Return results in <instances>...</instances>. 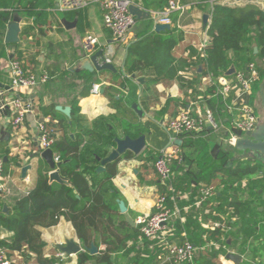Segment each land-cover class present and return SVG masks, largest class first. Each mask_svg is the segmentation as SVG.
<instances>
[{
	"label": "crops",
	"instance_id": "1",
	"mask_svg": "<svg viewBox=\"0 0 264 264\" xmlns=\"http://www.w3.org/2000/svg\"><path fill=\"white\" fill-rule=\"evenodd\" d=\"M177 1L185 7L183 13L173 12L179 13V16L177 21L173 22L171 29L177 27L184 33V40L173 51L177 59H187L192 50L199 51L203 44L209 45L207 28L211 21L209 12L214 5L228 7L256 5L264 11V0ZM201 6H206L202 8L204 11L201 10ZM12 14L13 17L8 23L4 24L0 20V91L4 93V99L20 97L25 105H31L33 109L26 114L21 128L16 131L9 123L13 113L8 110L0 112V140L6 138L7 134L10 136L8 141L0 142L6 145V150L0 154V159L3 163L21 161L20 165H12L5 171V180L0 182V185H4L7 189L5 194L0 193L3 198L6 197L8 212L15 198L27 195L34 188L39 169L48 167L41 158L38 125L50 123L51 118L44 116L42 108L51 104L70 107L69 102L78 98V108L88 123L99 117L115 114V109L105 96V89L116 83V75L119 71L122 72L125 66L128 48L138 40L137 33L144 32L142 20H146H136L127 42L123 43L114 39L111 32L106 29L99 2H90L81 10L63 12L58 9V0H39L37 6L15 11ZM205 15L209 16L206 28L203 25ZM16 18L18 22H15ZM65 22H76V24L68 28ZM10 32L16 39L14 42H9V38L12 37ZM89 38L97 41L91 51L86 50ZM102 49L105 50L106 60L111 61L117 72L83 70L81 60L84 55L90 57ZM18 58H23L25 67L37 76L47 73L50 77L48 82L39 84L34 89L20 90L18 93L12 91L10 65ZM193 70H182L179 76L184 75L185 78L192 80ZM81 72L94 76L98 81L94 86H100L99 94H93L91 90L88 95L81 96V91L85 88L83 81L73 82L68 75ZM51 75L55 77L51 79ZM133 76L135 78H132ZM133 76L129 77L130 81L127 82L125 93L128 95V104L131 106L137 104L144 114L140 117L132 108L147 128V132L144 133L146 148L140 154L146 159L140 161L139 157L135 156L131 159L124 158L125 155L120 157L117 165L118 173L112 184L122 195V201L127 206V211L122 213L119 209L120 213L126 217L131 226L137 228L135 224L137 218L155 213L156 201L160 194V180L154 167L157 158L165 151L182 145L180 137L177 138L168 130V122L182 109H189L194 117L204 114L210 108L209 103L216 99L214 96L219 94L202 97L211 85L205 80L206 78H203L202 83L194 89H185L181 87L179 80L169 85H150L155 79L151 71ZM122 78L121 75L120 79ZM72 83L78 85L72 87ZM176 100L180 101L179 108L175 106ZM254 104L260 112V96L255 99ZM221 122L222 124H217L219 127L217 130L207 126L202 134L194 136L195 146L189 152L192 161L187 162L190 171L175 180L179 194L172 207H169L175 215L168 223L165 234L145 241L139 237L132 238L124 252L112 255L110 264H166L168 247L166 240H171L176 245L182 244L183 240L191 243L196 248L194 261L200 256L204 258V254H207L208 257L204 259L209 262L210 255L217 257L214 258L215 264H264V184L261 185L260 177L251 181L244 180L242 186H234L232 189H228V184H223L207 202L199 203L201 191L206 187V182L215 178L218 165L224 166L230 162L228 165L232 166L246 161H260L249 152L238 151L227 139L232 134L229 119ZM7 124L6 133H3ZM118 137L123 138L124 133L118 132ZM179 140L181 143L177 144ZM229 155H231L230 159L227 158ZM55 158L54 155V160ZM28 165L31 169L27 172L26 178H23L21 170ZM173 173L175 179V172ZM216 174L220 176L221 173ZM223 194L228 198L232 197L231 201L235 204V208L229 206ZM131 212L139 216L134 219ZM216 230H220L224 235L221 237L213 234ZM10 236L11 234L6 233L2 238L8 239ZM42 237L46 245L47 257L56 254L61 258L60 264L79 263V254L67 258L60 256L62 254L57 248L68 239H74L83 247L70 222L61 219L58 225L43 229ZM103 249L104 247H100L98 250ZM229 254L239 256L241 261L228 259ZM34 258V255H30L25 259L20 254L15 257L13 264H35ZM88 264H96V262L92 261Z\"/></svg>",
	"mask_w": 264,
	"mask_h": 264
},
{
	"label": "trees",
	"instance_id": "2",
	"mask_svg": "<svg viewBox=\"0 0 264 264\" xmlns=\"http://www.w3.org/2000/svg\"><path fill=\"white\" fill-rule=\"evenodd\" d=\"M38 1L0 0L1 22L8 23L13 17V12L31 9L32 6H37ZM129 1L149 13L166 10L170 2V0ZM204 7L206 6H201V10ZM209 13L211 21L207 34L210 43L204 50L206 58L201 57L198 50H192L187 59L175 58L173 51L184 40L183 31L173 27L169 31L156 32L152 17L142 20L144 32L137 33L138 40L129 46L125 66L123 71H119L116 75V83L105 89V96L115 109V114L102 116L88 123L78 108V98L69 102L72 109L71 118L56 111L55 104L42 108L44 116L51 118V122L45 123V127L52 135L50 149L59 159L57 171L69 186L50 183V168L41 167L34 188L27 195L15 198L8 213L3 212L7 201L0 193V247L6 251L9 259L14 261L20 254L25 259L34 255L35 264H60L61 258L58 255L46 256L42 230L58 225L61 219L72 224L83 246L90 248L94 244L98 249L104 247L97 255H91L87 251L81 252L78 255V264H88L92 261L96 264H110L112 255L124 252L132 238L147 240L119 211L118 203L123 197L112 184L118 173L119 159L106 164L105 171L97 172L101 161L115 148L114 140L118 137V132L122 131L124 137L129 136L132 139H137L147 132V128L127 102L128 95L125 91L130 76L151 71L155 79L150 85H169L179 80L182 88L194 89L202 83L203 78L210 75L212 83L202 95L203 98H207L217 95L218 78L225 76L231 66H234L237 72H241L254 64L259 73V80L252 86L249 103L256 108L255 99L260 96L261 89L264 88V11L256 5L228 7L217 4ZM178 16L179 13L170 15L173 22L177 21ZM16 61L22 62L23 58H18ZM191 69H194L192 80L179 76L180 71ZM68 75L73 82L83 81L85 88L81 91V96L88 95L94 84L98 82L94 76L84 72ZM121 75L122 79H120ZM54 77L51 75V79ZM228 78L232 79L234 75ZM76 85L78 84L72 83V87ZM214 98L216 99L209 103L214 121L222 124V120L229 119L231 135L240 134L234 126L235 121L240 117L239 112H230L220 95ZM179 102V100L175 101V106L178 108ZM231 135L228 136V140ZM194 136V133L180 136L182 145L178 149L181 152V161H173L171 164L175 179L169 184L160 182L159 196L167 197L169 207H172L179 194L176 178L190 171L187 162L192 161L189 152L195 146ZM5 150L6 145L0 144V154ZM132 156L126 154L124 158L131 159ZM230 156L227 158L230 159ZM138 157L140 161L146 159L144 155ZM228 163L230 162L225 165L230 167L226 168L223 164L218 165L215 178L206 182V187H214L216 193L223 184H228V189H232L234 186H242L244 180L251 181L256 177H260L261 185L264 184V163L246 161L232 166ZM20 164V160L14 163L4 162V172L12 165ZM219 172L220 176L216 174ZM232 178L236 180H231ZM223 197L226 202L228 201L229 206L236 207L231 201L232 197L228 198L226 194H223ZM130 214L134 219L139 216L134 212ZM6 233L11 234L10 238H2ZM213 234L221 237L224 235L220 230H216ZM166 241L168 245H175L171 240ZM185 243L186 240H183L179 245ZM204 256L208 257L207 254ZM214 256L210 255V262L200 256L193 264H215L214 258L217 257Z\"/></svg>",
	"mask_w": 264,
	"mask_h": 264
},
{
	"label": "built area",
	"instance_id": "3",
	"mask_svg": "<svg viewBox=\"0 0 264 264\" xmlns=\"http://www.w3.org/2000/svg\"><path fill=\"white\" fill-rule=\"evenodd\" d=\"M90 0H58V9L60 11L81 10L90 4ZM102 11L103 22L107 30L111 32L113 38L123 43L127 42L128 35L136 23V18L130 13V6L133 4L129 0H99ZM185 7L181 6L177 0H170L166 10L162 12L150 13L156 25H173L170 15L173 12H184ZM96 39L89 38L88 46L96 45ZM207 45L200 47L201 57L206 58ZM107 62L111 63L110 60ZM10 89L16 93L20 90H29L36 88L39 84H45L50 79L47 73L37 76L25 67L21 61H13L10 65ZM184 76V75H183ZM212 83V76L206 79ZM259 80V73L254 64L248 66L246 71L236 72L234 78L227 76L218 78V94L223 98L230 112H239V118L234 126L240 132V135H232L229 142L235 147L236 143L247 137L249 132H254L260 124V117L249 103V97L252 94V86ZM93 94L100 93V86L95 85L92 88ZM33 108L31 105H25L20 97H14L11 100L4 99V93L0 91V112L9 110L13 113L9 122L16 131L21 128L26 114ZM207 126L218 129L214 121L213 114L207 110L204 114L194 117L189 109H182L179 114L167 124L168 130L177 138L183 134L194 133L202 134ZM40 145L42 149H49L52 145L51 133L46 130L45 123L38 125ZM242 136V137H240ZM173 161H181V152L177 147L169 149L162 153L156 160L154 167L160 182L169 184L174 177L171 164ZM55 162L59 159L56 157ZM4 163L0 159V182H4ZM173 191V189L171 188ZM0 192L6 193L4 185H0ZM215 194L214 187H204L201 191L199 203L207 202ZM175 213L169 208L167 197L158 196L155 213L148 216L139 217L135 224L142 237L146 239H155L166 232L168 223L173 219ZM63 256V255H60ZM196 256V248L186 242L183 245H168L166 253V264H193ZM14 261L7 257L6 251L0 247V264H13Z\"/></svg>",
	"mask_w": 264,
	"mask_h": 264
},
{
	"label": "water",
	"instance_id": "4",
	"mask_svg": "<svg viewBox=\"0 0 264 264\" xmlns=\"http://www.w3.org/2000/svg\"><path fill=\"white\" fill-rule=\"evenodd\" d=\"M90 1L98 2L99 0H90ZM129 10H130V13L138 21L141 19H149L151 17L149 12L145 11L144 9L134 4L130 6ZM208 20H209V16L205 15L203 17L204 28L207 27ZM15 22H18L17 18L15 19ZM75 24L76 22L74 23L65 22V25L68 28L73 27ZM169 30H171L170 25H156L155 26L156 32H164V31H169ZM10 36H12L11 32H10ZM15 40L16 39L14 35L9 38V42H14ZM93 48H94L93 46H88L86 50L91 51ZM255 52H257V48L255 49ZM81 65H82V69L88 72H93L94 69L98 72L100 71H112L114 73L117 72L113 64L107 62L106 56H105V50L103 49L98 51L97 53H95L93 56H90V57H87L85 54L84 58L81 60ZM235 73H236V69L233 66L228 70L226 76H232ZM132 78H135V76H133ZM260 98H261V106L264 109V88L261 89ZM132 108L137 112V114L140 117H143L144 114L139 109L137 104H134ZM56 111L61 112L67 118H71V112H72L71 107L57 106ZM7 127H8V124L4 127L3 133H6L5 130ZM9 137H10L9 134H7L6 138H3V139L1 138L0 142H2L3 140L8 141ZM114 142H115V148L111 151V153L107 156V158L101 161V166L97 169V172L105 171L104 166L106 164L110 162H114L118 160L120 157L128 153L132 154L135 157H138L143 152V150L146 148V136L144 134L141 135L137 139H132L129 136H125L123 138L117 137L114 140ZM180 143H181L180 140L177 141V144H180ZM235 147L238 151L245 152V153L249 152L253 154L255 158L259 159L262 163H264V122L261 123L260 121V124L257 127V129L254 132H249L246 138L240 139L236 143ZM40 150H41V158L47 163L48 167L51 170L49 174L50 183L55 182V183L69 186V183L61 179L60 174L57 171V167L59 164L56 163L54 160L53 151L50 148L44 150L41 148V146H40ZM30 169H31V166L29 165L22 168L21 173H22L23 178H26L27 172ZM119 209L122 213H125L127 211V206L124 201L119 202ZM3 212L8 213L7 206L3 207ZM57 248L60 251V253L67 258L76 256L84 251L89 252L91 255H96L99 252L98 248L94 244H92L90 248L86 246L82 247L74 239L66 240L64 244L58 245ZM227 258L235 262L241 261V258L239 256H236L233 254H229Z\"/></svg>",
	"mask_w": 264,
	"mask_h": 264
},
{
	"label": "rangeland",
	"instance_id": "5",
	"mask_svg": "<svg viewBox=\"0 0 264 264\" xmlns=\"http://www.w3.org/2000/svg\"><path fill=\"white\" fill-rule=\"evenodd\" d=\"M255 110H256V113L258 114V116L261 117V120H260L261 123L264 122V109L260 106V110H261L260 112L256 108H255Z\"/></svg>",
	"mask_w": 264,
	"mask_h": 264
}]
</instances>
